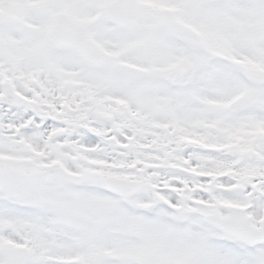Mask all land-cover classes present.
Masks as SVG:
<instances>
[{
  "label": "snow or ice",
  "instance_id": "snow-or-ice-1",
  "mask_svg": "<svg viewBox=\"0 0 264 264\" xmlns=\"http://www.w3.org/2000/svg\"><path fill=\"white\" fill-rule=\"evenodd\" d=\"M0 264H264V0H0Z\"/></svg>",
  "mask_w": 264,
  "mask_h": 264
}]
</instances>
